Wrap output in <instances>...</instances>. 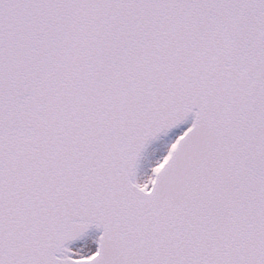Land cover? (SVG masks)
Returning <instances> with one entry per match:
<instances>
[{"label":"snow or ice","instance_id":"1","mask_svg":"<svg viewBox=\"0 0 264 264\" xmlns=\"http://www.w3.org/2000/svg\"><path fill=\"white\" fill-rule=\"evenodd\" d=\"M0 264H264V0H0Z\"/></svg>","mask_w":264,"mask_h":264}]
</instances>
